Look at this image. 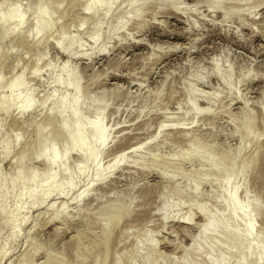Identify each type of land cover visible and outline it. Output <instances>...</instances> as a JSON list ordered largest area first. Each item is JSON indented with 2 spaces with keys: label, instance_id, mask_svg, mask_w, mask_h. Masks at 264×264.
I'll return each mask as SVG.
<instances>
[{
  "label": "rangeland",
  "instance_id": "obj_1",
  "mask_svg": "<svg viewBox=\"0 0 264 264\" xmlns=\"http://www.w3.org/2000/svg\"><path fill=\"white\" fill-rule=\"evenodd\" d=\"M173 1L116 0L100 24L103 11H85L86 0H0V16L17 5L24 17L16 31L14 21L0 24V99L12 98L0 106V264H102L105 232L111 245L106 264H128L136 245L155 264H181L185 256L187 264H210L218 255L233 264L238 259L229 254L236 249L224 234L225 223H233L218 200L225 171L236 174L230 190L238 184V202L249 205L254 235L264 240V0ZM43 7L53 14L51 28L34 15ZM120 19L125 26L117 31ZM63 73L80 94L60 87ZM18 79L24 82L20 100L11 88ZM24 98L32 105L20 111ZM77 101L86 119L88 105L105 109L93 116L102 118L109 135L98 158L102 173L91 162L80 173L85 164L69 149L56 172L60 183L72 174L73 188L65 185L62 194L56 189L35 204L6 197L1 181L12 180L24 154L25 166L43 173L44 157L34 155L38 140L53 138L58 152L69 148L61 125L73 132L65 109ZM227 155L232 160H224ZM14 188H22L18 179ZM174 188L182 197L161 211ZM114 205L122 211L108 221ZM212 213L220 227L203 241L212 255L199 245L194 257L193 240ZM184 217L189 225L180 222ZM232 228L240 231V221ZM144 259L131 264H149Z\"/></svg>",
  "mask_w": 264,
  "mask_h": 264
},
{
  "label": "bare ground",
  "instance_id": "obj_2",
  "mask_svg": "<svg viewBox=\"0 0 264 264\" xmlns=\"http://www.w3.org/2000/svg\"><path fill=\"white\" fill-rule=\"evenodd\" d=\"M47 1L49 2L50 0H47ZM115 1L116 0H86L84 10L89 11L91 10L92 7H94L96 11L102 10L103 11L102 16L99 21V23L102 24L111 17L112 6L114 5ZM139 1H143V0H131L132 3L139 2ZM160 1L174 5L173 0H160ZM18 7L19 6L17 5L10 6V8L8 9V13L0 16V24H4L8 21H14L15 27L13 28V31H16L17 29L21 28L24 24V17H23V13L21 14L20 12L21 8H18ZM59 7L60 6H57L56 8L55 7L54 8L58 10ZM34 15L40 24H45L47 25L46 27L48 28L52 27V15L53 14L51 15L48 9L44 7L39 8ZM82 25H83V22H82ZM124 26H125V20L120 19L117 22L116 30L119 31L122 28H124ZM33 32L35 34H39L40 30L38 27H35L33 29ZM61 33L64 34L66 32L65 30H63ZM99 39H100V34L93 36V40L96 43L99 41ZM62 41L63 40H61V42H59L58 44V46L61 48L63 47ZM59 78H60V87H63V85H65V88H72L74 93L80 94V86L78 84L71 85L70 75H66L63 73L59 75ZM11 88H13V93H12L13 99L20 100L22 97V90L24 88V82L18 79L11 83ZM103 97L104 96H102V98ZM11 100L12 98L10 99L1 98L0 106L4 108L9 106ZM31 105H32V100L24 98L23 101L18 105L17 109L20 111H25ZM64 105H67V99L65 97H63L62 99L61 107H63ZM81 107L82 105L77 101L73 107L65 109L67 112L68 118H70L71 122L74 124V130L71 133H69L61 125L62 130L65 134L66 144L68 145L69 148L65 149L62 152H58L57 146L55 142L53 141V138H50L47 142H44V143L38 140L35 145L34 155L38 158L44 157V160H42L43 173L41 174V173L36 172L35 170H33L34 168L29 169L28 167H26L25 162H27L26 160H28L27 159L28 156L24 154V158L20 160L19 171L13 175L12 180L8 182L5 179H2L1 181V187L5 191L6 197L15 194V196L19 198L20 200L25 198L26 200H28L27 202L28 204H29V201L31 204H35L38 201H45L48 198H50L56 189H58L59 195L62 194L60 192L62 191V188L65 185H68L69 187L73 188L74 178L72 174L67 175L65 179L66 182L60 183L57 181V176H58L57 172L59 171L57 170L56 172L57 167L61 168L65 166L69 149L77 151L81 160L85 164L79 168L80 173L86 172V164L89 162L95 165V169L97 170L98 174L102 173V169L99 166L98 158H99V155L104 153L106 149V144H107L109 135H108L107 129L104 127L102 118H98L97 120H94L93 116L95 112L97 111L104 112L105 109L103 106H100V105L98 106L88 105L87 111L89 112L88 114L91 116V118L86 119L82 117V112L80 110ZM61 121L62 120H60V123ZM245 136H250V133L247 132ZM147 144L148 143L144 145L147 146ZM240 151L241 149H238L236 155L239 154ZM47 154H50V156L46 157ZM124 157H125V150H122L120 154L117 156V158L121 160ZM224 160H232V159L228 157L227 155V156H224ZM244 167L245 166L243 165L240 171V174L243 173ZM261 171L263 172L264 169H262ZM220 174H224L225 179L222 180L220 183V194L218 196V200H222L223 208L227 212L228 218L233 223L232 225H230L229 223H225L226 226H225L224 234L227 237L231 238V242L233 243V246L236 250L237 249L241 250V252H237L236 250L231 251V253L229 254L230 256H232V258L237 257L238 259V261H235L233 264H247L250 260L251 261L253 260L254 262H256V264L257 262L259 264H264L263 262L264 240L263 238L254 235L253 220L251 218L250 211H249L250 207L248 204L242 205L238 202V195H239L238 193L240 189L238 184L235 185L232 188V190H230L229 180L234 179L236 174H234L231 171H225L224 173H220ZM39 177H43V181L41 184H36L37 179ZM16 179H18L22 184L21 190L17 192L15 191V188H14V181ZM194 191L196 192L197 188L194 187ZM81 196L82 194L77 195L74 201L76 203L80 202ZM181 197H182V191L179 188H174L173 191H171V193L166 196V199L162 207L160 208V210L163 212H166L168 205L171 201V198L179 199ZM51 207L55 208L54 205H52ZM20 208L21 206L20 207L16 206L15 210L13 211L11 215V220L13 223L12 232L14 236L16 237H17L18 230H19V222H18L17 215H18V211ZM59 209L62 210V206H59ZM121 211L122 209L119 207V205H114L108 208L107 210L108 221H113L116 217H118ZM203 218H204V225L199 230V238L193 240V245L191 247L192 254L194 257L198 256L201 252V248L199 245H201L202 247H205L208 255H212L211 248L209 246L206 247L203 241L204 240L207 241L208 238L213 237L215 234H217V231L220 227V220H219L220 218L218 217L217 213H212L209 216L205 215V217ZM237 221H240V226L242 228L240 231L233 230L232 228V226ZM180 222L182 224L189 225L191 223V218L184 217L180 220ZM105 234H106L105 235L106 241L103 242L104 260L102 264H106V258L108 257L106 256L108 252L107 248L110 245V235L107 232H105ZM244 242H247L248 244L246 245L245 249H242L241 246H242V243ZM143 258H145L144 260L147 263L155 264V260L150 259L149 257L141 256L140 247L139 245H136L135 250H133L132 254L130 255L128 259V264L133 263V261H135L136 259H143ZM47 259L49 260V262L51 261V259L48 256H47ZM59 262H60L59 264H62L61 261ZM209 262L210 264H224L227 262V260L222 259L221 256L218 255L215 258L210 257ZM187 263H188V258L187 256H185V261L181 264H187ZM116 264L118 263L116 262Z\"/></svg>",
  "mask_w": 264,
  "mask_h": 264
}]
</instances>
